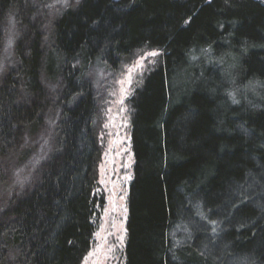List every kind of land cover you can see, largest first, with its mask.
<instances>
[{
	"label": "trees",
	"instance_id": "1",
	"mask_svg": "<svg viewBox=\"0 0 264 264\" xmlns=\"http://www.w3.org/2000/svg\"><path fill=\"white\" fill-rule=\"evenodd\" d=\"M46 1L0 0V53L9 18L24 30L0 75V158L28 157L55 122L0 210V264H82L106 204L84 73L140 49L159 55L128 98L123 264H264V0H80L43 33Z\"/></svg>",
	"mask_w": 264,
	"mask_h": 264
},
{
	"label": "rangeland",
	"instance_id": "2",
	"mask_svg": "<svg viewBox=\"0 0 264 264\" xmlns=\"http://www.w3.org/2000/svg\"><path fill=\"white\" fill-rule=\"evenodd\" d=\"M79 1L49 0L41 5L36 20L42 21V32L49 30V22L59 16L61 11L74 8ZM18 25L15 19L9 18L4 28V42L0 53V75L14 64L13 46L17 37L22 34L19 32L21 30ZM45 43L47 46L46 38ZM158 55L157 50L140 49L131 58L116 66L103 63L94 64L84 73L93 87L96 99L94 126L101 147L98 180L106 195V204L93 246L82 264H123L124 262L127 194L134 163L131 148L132 109L128 98L154 66ZM43 83L46 89L55 91L51 82L44 81ZM54 125L53 120L46 119L45 129L38 134V139L33 142L34 145H29L33 148L30 147L31 152L28 157L22 159V154L15 151L4 160L0 158V175H2L0 178V210L9 200L20 196L25 191L35 171L52 151Z\"/></svg>",
	"mask_w": 264,
	"mask_h": 264
},
{
	"label": "snow or ice",
	"instance_id": "3",
	"mask_svg": "<svg viewBox=\"0 0 264 264\" xmlns=\"http://www.w3.org/2000/svg\"><path fill=\"white\" fill-rule=\"evenodd\" d=\"M153 55H155V53H153ZM233 103H237V101L235 99H233Z\"/></svg>",
	"mask_w": 264,
	"mask_h": 264
}]
</instances>
